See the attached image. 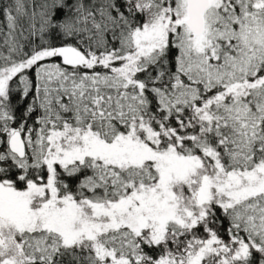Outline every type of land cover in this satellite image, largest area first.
Returning a JSON list of instances; mask_svg holds the SVG:
<instances>
[{
    "label": "snow or ice",
    "instance_id": "obj_1",
    "mask_svg": "<svg viewBox=\"0 0 264 264\" xmlns=\"http://www.w3.org/2000/svg\"><path fill=\"white\" fill-rule=\"evenodd\" d=\"M0 264H264V0H0Z\"/></svg>",
    "mask_w": 264,
    "mask_h": 264
}]
</instances>
